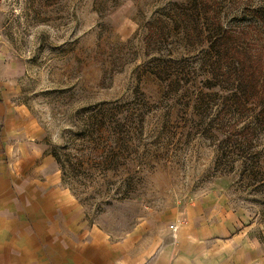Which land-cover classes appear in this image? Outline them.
Masks as SVG:
<instances>
[{
    "label": "rangeland",
    "instance_id": "1",
    "mask_svg": "<svg viewBox=\"0 0 264 264\" xmlns=\"http://www.w3.org/2000/svg\"><path fill=\"white\" fill-rule=\"evenodd\" d=\"M262 10L0 0V197L58 176L85 234L264 264Z\"/></svg>",
    "mask_w": 264,
    "mask_h": 264
},
{
    "label": "crops",
    "instance_id": "2",
    "mask_svg": "<svg viewBox=\"0 0 264 264\" xmlns=\"http://www.w3.org/2000/svg\"><path fill=\"white\" fill-rule=\"evenodd\" d=\"M53 180L0 197V264H189L185 256L169 261L168 244L148 254L133 240L109 242L85 234L76 225L72 194L60 186L58 176Z\"/></svg>",
    "mask_w": 264,
    "mask_h": 264
},
{
    "label": "trees",
    "instance_id": "3",
    "mask_svg": "<svg viewBox=\"0 0 264 264\" xmlns=\"http://www.w3.org/2000/svg\"><path fill=\"white\" fill-rule=\"evenodd\" d=\"M262 12H263V14H264V11H263V10H262ZM215 39H216V38H215ZM224 40H225V36L222 35L221 38H220V41H219V40H218V41H219L220 44H221V42L224 41ZM210 46H211L212 49H214V47H215V46H214V43H212V42H211V45H210ZM241 54H243V52H241Z\"/></svg>",
    "mask_w": 264,
    "mask_h": 264
}]
</instances>
